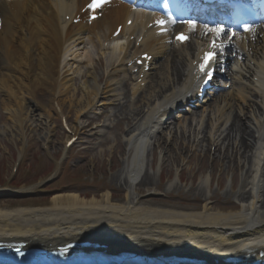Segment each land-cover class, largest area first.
I'll return each mask as SVG.
<instances>
[{"label": "bare ground", "instance_id": "obj_1", "mask_svg": "<svg viewBox=\"0 0 264 264\" xmlns=\"http://www.w3.org/2000/svg\"><path fill=\"white\" fill-rule=\"evenodd\" d=\"M87 1L0 2V93L8 92L9 103L13 98L17 101L19 113L26 109L24 94L32 97L33 107L37 109L42 104L36 97L40 93L53 95L51 105L54 108L60 107V97L70 93L72 79L63 77L67 70L62 68L64 47L68 43L80 45L87 38V43L94 49L104 50L115 28L130 19L133 26L124 29V35L133 36L138 28L141 33L146 31L149 22H142L146 18L144 14L134 12L122 0H113L103 8L102 18L93 23V31L85 35L90 25H74L73 20ZM95 26L97 29L94 31ZM205 34L202 33L203 36ZM145 37L149 44L151 32L145 33ZM193 37L205 42L195 35ZM197 40L189 45L174 44L175 51L161 64L158 80L148 83V75L143 80L147 87L152 85L153 93L149 100L142 109L131 110L124 115L123 120L128 123L132 116H137L139 121L130 123L126 141L128 154L126 148L120 152L121 156H128L122 162L120 186L131 189L135 185L152 184L151 173L144 169L147 144L156 140L155 147H163L169 140L162 136L163 128L173 130L169 132L171 141L178 136L185 138L187 130L188 143L183 144L180 160L187 153L191 136H194L193 143L204 147L206 153L208 147L210 151L215 147L217 159L214 162L221 160L230 169L236 167L235 159L240 157L246 175L243 184L251 186L242 196L244 210L224 214L220 209L211 211L206 205L203 212H194L144 207L131 196L126 203L117 204L112 202L109 192L100 199H87L80 192H64L54 194L50 206L0 210L1 242H24L32 247L55 249L73 242L92 241L109 246L111 254L126 250L149 256H188L206 260L207 264H223L219 263L222 259L236 256L252 259V263L264 259L261 256L264 253V28L262 34L254 38L234 39L235 48L234 41L229 43V51L236 53V48H239L237 55L242 56L241 59L236 58L239 67L230 66L228 69L231 72L227 77L230 91L221 94L202 114H193L188 125L186 118L175 117L179 120L175 127L168 123V116L172 113L165 110V104L192 82V64L198 58L195 55L199 45ZM119 46L115 41L108 43V50L113 53L111 59H94L88 52L84 57L75 56V59L85 58L97 72L88 74L91 82L87 81L79 101L80 106L86 105L78 112L79 115L100 96L106 108H111L116 102L118 107L126 104L116 89L119 83L114 79L117 76L125 81L126 78L133 79L130 103L139 100L144 93L140 92L139 98L133 97L138 92V77L131 74L132 69H128L124 62L131 46L129 39L123 48ZM117 52H123L124 57L115 58ZM105 75L107 82L101 89L97 83ZM51 114L49 110L48 115ZM229 114L234 117L230 119ZM244 117L250 119L251 125L245 122ZM205 119L207 124L204 127ZM204 184L210 187V180Z\"/></svg>", "mask_w": 264, "mask_h": 264}, {"label": "rangeland", "instance_id": "obj_2", "mask_svg": "<svg viewBox=\"0 0 264 264\" xmlns=\"http://www.w3.org/2000/svg\"><path fill=\"white\" fill-rule=\"evenodd\" d=\"M87 47V52L95 55L92 46ZM82 48L83 45L81 49L73 50L82 52ZM99 55L110 56V53L101 52ZM92 71V66L88 64L80 65L78 70L76 65H69L63 74V77L72 79V89L68 95L59 99L62 113L67 115L70 127L79 129L82 135L78 147L75 146L70 151L64 150L69 135L61 125L60 114L56 110L52 112V94L44 92L39 95L43 109H35L32 97L24 94L26 109L21 114L14 98L9 103L8 92L0 93V189H6L5 193H0V210L50 206L51 197L64 192H80L87 199H100L109 192L112 202L117 204L126 203L128 196H131L144 207L194 212H203L206 205L211 211L220 209L224 214L244 210L242 196L251 186L243 184L246 175L240 157L235 159L236 167L230 169L221 160L213 161L216 158L213 155L214 147H211V152L208 147L206 153L203 151L204 147L193 143L194 137L191 136L187 153L180 160L184 151L183 144L188 143L187 130L185 138L178 136L171 141L169 132L172 129L166 128L162 136L169 140L163 147H155L157 141L150 140L144 156V169L151 173L154 179L152 184L135 185L131 189L121 187L119 176L123 168L122 162L128 156H121L120 152L127 148L125 130L129 126L125 122L118 125L115 117H100L99 114L105 107L101 105L92 106L88 110L89 115L84 118H81L82 114H78L86 105L80 106L79 101L87 81L91 82L88 74ZM158 74L153 75V81L158 80ZM151 86L147 87L140 100L133 103L131 108L129 105L124 107L125 112H122L120 119L131 110L144 107L153 93ZM127 90L122 92L126 98L124 102L130 96ZM49 110L53 114L48 115ZM202 112V109L197 110V116ZM192 116L191 113L181 117L187 119L188 125ZM107 120L111 123V128L102 134L98 128ZM244 120L251 125L249 118L244 117ZM170 123L176 127L179 122L173 120ZM221 157L222 155L219 159ZM14 169L18 170L17 174H14ZM207 179L210 180V187L204 184Z\"/></svg>", "mask_w": 264, "mask_h": 264}, {"label": "snow or ice", "instance_id": "obj_3", "mask_svg": "<svg viewBox=\"0 0 264 264\" xmlns=\"http://www.w3.org/2000/svg\"><path fill=\"white\" fill-rule=\"evenodd\" d=\"M109 0H92V3L89 5V8L92 10H95L97 8L102 7L104 4L108 3ZM95 19V17H93ZM131 23V22H130ZM157 24L163 27L166 24L165 20H159L157 21ZM194 27V25H192ZM246 32H251L253 29H251L249 26H245L244 29ZM224 29L222 27H214V28H208L207 32L211 33L213 36V39L210 44L211 51H207L204 53L202 62L198 66V71L202 74H204L207 78V80H210L212 78V72L209 70L210 63L213 59L216 58V49L223 50L224 43L222 40H220V37L224 34ZM235 36V33H232L231 36L228 37L229 40L232 39V37ZM177 41L184 42L188 40V36L184 33H180L176 36ZM220 41V42H218ZM20 250L17 249V252Z\"/></svg>", "mask_w": 264, "mask_h": 264}]
</instances>
